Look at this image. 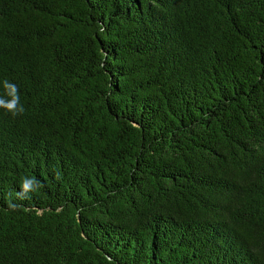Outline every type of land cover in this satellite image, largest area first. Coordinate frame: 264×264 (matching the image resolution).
<instances>
[{"label": "trees", "instance_id": "trees-1", "mask_svg": "<svg viewBox=\"0 0 264 264\" xmlns=\"http://www.w3.org/2000/svg\"><path fill=\"white\" fill-rule=\"evenodd\" d=\"M5 79L0 264H264V0H0Z\"/></svg>", "mask_w": 264, "mask_h": 264}, {"label": "clouds", "instance_id": "clouds-1", "mask_svg": "<svg viewBox=\"0 0 264 264\" xmlns=\"http://www.w3.org/2000/svg\"><path fill=\"white\" fill-rule=\"evenodd\" d=\"M0 87L4 90L3 95H0V109L5 110L14 117L21 115L25 109L20 103L18 87L6 79L0 83ZM34 184L37 186L33 187ZM40 187H42V185L35 177L23 176L20 183L21 191L16 193V196L20 199H24L29 192L38 191ZM8 205L10 208L13 207L11 203V193L9 194Z\"/></svg>", "mask_w": 264, "mask_h": 264}]
</instances>
